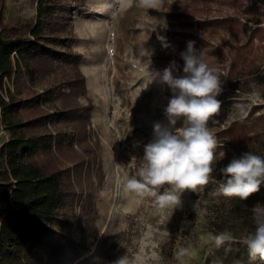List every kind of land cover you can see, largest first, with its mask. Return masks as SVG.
<instances>
[{"label":"rangeland","instance_id":"rangeland-1","mask_svg":"<svg viewBox=\"0 0 264 264\" xmlns=\"http://www.w3.org/2000/svg\"><path fill=\"white\" fill-rule=\"evenodd\" d=\"M173 1L161 0L156 9H148L139 6L138 0L131 6L121 0H64L69 13L57 16V29L48 33L55 40H43L56 50V57L22 59L20 71L8 76L2 88L7 102H16L17 109L6 115L2 106L5 130L0 135V151L13 135L8 119L20 123L17 129L27 134L52 137V146L30 159L67 176L75 218L83 222L72 233L76 240L72 247L50 258L48 264H111L123 255L129 264H178L175 253L187 246L197 254L185 258L186 264H212L216 257L224 264L248 262L246 247L238 241L218 249L214 246L212 237L218 233L209 216L211 203L220 195H214L217 185L212 179H219L212 174L209 183L196 192L182 193L177 209L158 207L150 185L137 192L117 184L124 176L140 179L143 146L153 138V123L165 120L164 109L171 97L159 81L148 84L145 73L162 70L175 60L180 71L174 75H181L180 52L187 45L175 42L183 36L195 41V48L203 51L206 63L217 67L223 81L217 97L221 108L209 122L218 141L215 167L226 164L231 154L235 157V149L226 142L232 138L226 133L232 122L248 125L255 104L254 116L264 113V85L250 95L233 97L228 77L232 58L238 69L249 63L264 68V30L253 41H248L250 27L256 23L246 19L233 33L225 27L216 32L208 27L191 30L168 19ZM37 6L38 0H0V33L30 36L28 27L35 24ZM220 9L232 12L229 3ZM212 11L209 14L217 13ZM158 37L172 47L164 48ZM218 44L225 55L215 53ZM143 48L151 53L141 55ZM257 201L254 207L264 205V189ZM70 209H63L67 218L72 217ZM59 230L66 232L62 227ZM42 250L36 259L45 255Z\"/></svg>","mask_w":264,"mask_h":264},{"label":"trees","instance_id":"trees-1","mask_svg":"<svg viewBox=\"0 0 264 264\" xmlns=\"http://www.w3.org/2000/svg\"><path fill=\"white\" fill-rule=\"evenodd\" d=\"M227 3L232 7V12L222 13L220 8ZM68 7L64 0H38L35 24L28 27L30 36L18 32L10 35L0 33L1 84L4 76L11 77L20 71L22 59L43 55L56 57V50L44 44L43 40H55L48 33L57 29V16L64 17L69 13ZM212 9L217 13L209 14L213 12ZM167 16L170 21L174 20L190 29L208 27L211 32H216L225 27L231 33L242 23V19H246L248 23H256V26L250 27L252 36L248 41H253L264 30L261 25L264 23V0H174ZM185 39L183 36L176 40L175 45H187L188 40H193ZM215 50L218 56L225 55L221 44ZM14 51L17 55L13 57ZM237 65V60L232 58L228 69L231 96H247L264 85V68L261 65L249 63L241 69ZM253 84L255 88L251 86ZM1 103L6 115L17 109L16 102L8 103L2 99ZM256 108L255 104L248 125L236 120L226 130L232 136L226 142L232 144L235 157L248 151L264 156V113L254 116L258 112ZM8 121L10 124L7 127L13 131V135L0 151V264H48L50 258L65 254L72 247L76 241L72 233L83 222L75 218L74 197L67 176L61 170H46L30 159L35 152L50 148L52 137L27 134L25 130L17 129L20 123ZM255 126L261 127L255 129ZM232 158L231 154L228 162L220 167L226 166ZM220 167H215L212 173L217 179L221 178ZM258 197L259 192L245 201L220 195L218 201L211 203L213 209L209 222L214 232L228 229L238 241L247 231L254 230L253 204L258 202ZM82 200V206L86 209L85 195ZM69 207L73 211L71 218H67L63 210ZM61 227L66 229L65 233L59 230ZM39 248H43L41 254L45 255L36 259L35 254H40Z\"/></svg>","mask_w":264,"mask_h":264},{"label":"clouds","instance_id":"clouds-1","mask_svg":"<svg viewBox=\"0 0 264 264\" xmlns=\"http://www.w3.org/2000/svg\"><path fill=\"white\" fill-rule=\"evenodd\" d=\"M129 6L133 0H121ZM161 0H138L141 7L156 9ZM164 48L172 47L163 37H158ZM151 53L143 48L141 55ZM184 61L181 75L175 60L162 70H148L145 75L148 84L159 81L166 85L171 97L164 109V121H155L153 138L143 146L144 155L138 171L140 179L124 176L118 178L117 184L137 192L152 186L151 192L156 198L158 207H181V195L186 190L196 192L210 181L215 170L218 141L210 120L219 112L221 102L217 97L222 92L223 81L218 69L205 62L202 50L195 48V41H188L186 50L180 52ZM255 88V84L251 85ZM178 122H182L177 127ZM215 122V121H213ZM225 153L221 152V157ZM221 178L212 179L217 185L214 195L247 200L260 191L264 185V156L242 153L219 168ZM158 190V191H157ZM254 230L243 234L238 242L246 247L247 264L259 261L264 264V205L253 208ZM215 248L237 242L234 233L228 229L212 237ZM210 251H212L210 249ZM196 250L192 246L180 247L175 253L178 264H186V259L194 258ZM111 264H129L126 255L120 256ZM212 264H224L216 257ZM237 264H244L237 261Z\"/></svg>","mask_w":264,"mask_h":264},{"label":"built area","instance_id":"built-area-1","mask_svg":"<svg viewBox=\"0 0 264 264\" xmlns=\"http://www.w3.org/2000/svg\"><path fill=\"white\" fill-rule=\"evenodd\" d=\"M15 52L16 51H14L13 53H15ZM7 79H8V76H4L2 84L0 83V135L3 134V132L5 130V123H4L3 116H2V104H1V100L3 98H4V100L8 99L6 97V95L4 94V92L2 91V88H3V86H5V83H6Z\"/></svg>","mask_w":264,"mask_h":264}]
</instances>
